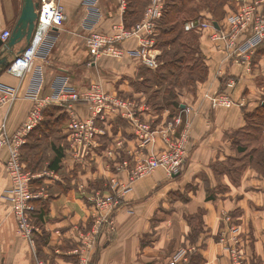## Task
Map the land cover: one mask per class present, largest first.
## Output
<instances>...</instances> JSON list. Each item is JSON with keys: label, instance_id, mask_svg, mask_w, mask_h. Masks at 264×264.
<instances>
[{"label": "crops", "instance_id": "obj_1", "mask_svg": "<svg viewBox=\"0 0 264 264\" xmlns=\"http://www.w3.org/2000/svg\"><path fill=\"white\" fill-rule=\"evenodd\" d=\"M60 1L67 17L64 27L56 30L58 38L51 55L36 58L33 69L22 77L11 75L6 68L0 72V96L16 95L12 105L0 106V126L5 121L8 134L18 132L27 121L35 103L28 94L40 72L39 97L46 105L43 120L24 132L21 147L24 164L28 171L40 176L36 186L43 191L35 201V228L30 238L18 230L17 218L6 197V190L12 187L6 169L9 150H0V264H166L182 248L190 251L187 264L197 253L202 256L201 264H264V177L252 167L236 184L225 175L221 183L228 191L216 192L208 199V187L200 176L207 174L212 180L211 188L217 186L211 166L233 155L230 134L246 125L245 112L259 104L258 97L264 93L258 81L260 73H264V45L244 61L229 45L231 35L213 37V29L202 34L206 79L198 81L194 91L182 92L178 99L180 108L186 110L190 132L191 155L185 170L171 177L160 167L139 179L115 212L114 229L104 227L95 237L92 231L96 214L89 185L111 176V166L118 161L107 159L109 148L122 142V151L127 154L128 150H136L140 140L129 118L108 109L95 120L99 134L94 144L73 146L66 119L54 113L63 110L69 116L68 102L60 103L61 97H57L60 88L69 84L84 92L98 84L110 94L134 98L141 118L152 120L156 127H164L171 112L156 111L135 90L131 81L143 79L142 72L148 69L139 59L127 53L122 57L94 55L87 46L86 36L92 27L109 31L115 24L131 21L125 19L126 12L120 9L119 1L100 0L98 8H91L84 0ZM17 4L16 0H0V35L3 29L13 32L21 13ZM219 24L229 25L227 19ZM251 33L249 25L236 39L241 42ZM141 43L140 37H131L123 46L130 50ZM25 46L24 41L17 44L9 61ZM222 93L229 94L234 104H221ZM73 108L83 119L95 116L90 103L76 102ZM50 120L53 123L48 125ZM46 135L50 141L40 154L43 148L39 142L42 137L48 139ZM155 141L149 145L150 153L163 147L159 136ZM52 144L62 147L65 153L57 168L50 167L55 154ZM192 182L197 187L187 188ZM179 193L186 194V200ZM231 250L238 254L232 255Z\"/></svg>", "mask_w": 264, "mask_h": 264}, {"label": "built area", "instance_id": "obj_2", "mask_svg": "<svg viewBox=\"0 0 264 264\" xmlns=\"http://www.w3.org/2000/svg\"><path fill=\"white\" fill-rule=\"evenodd\" d=\"M120 9L126 12L128 6L127 0H118ZM36 9L38 18L36 27L33 32L31 41L18 52L10 61L6 68L13 76L22 77L26 72L33 69L35 60L38 57L47 58L53 52L57 42V29L64 27L66 22V11L60 0H41L37 1ZM100 0H84V3L91 8H98ZM166 0H150L142 18L135 24L127 26L123 21L115 24L109 31L96 30L92 27V33L86 37L87 46L94 55L107 53L112 56H123L129 54L137 59L143 65L150 69H155L158 66L159 51L155 48V32L157 20L164 13ZM264 0H252L241 11L230 16L228 22L233 27H237L231 35L230 46H234L235 54L238 59L244 61L248 55L255 51L258 47L264 45ZM215 20L204 19L190 20L185 24L186 30L202 31L213 29L215 31L213 37L223 38L225 33L222 31V26L216 27ZM95 25V24H94ZM252 26V33L246 36L241 42H238L237 35L241 30H245L247 26ZM12 34L10 29H3L0 38L7 41ZM131 37H140L142 43L138 48L124 50L120 45ZM35 80V85L29 92L28 97L35 100V103L28 115L27 121L22 128L10 135L6 129L4 121L0 126V150L7 147L9 150V158L6 163V169L11 177L12 187L6 190V197L11 202L12 210L18 221L19 231L29 238L34 230L32 224V214L36 210L35 201L42 195L43 191L36 186V181L40 177L27 170L24 164L21 147L25 143L23 137L24 132L27 133L34 126L38 125L44 118L45 104L41 103L39 97L42 88V73ZM230 86L233 84L230 83ZM60 96V103L68 102V131L70 133L73 146H92L94 140L99 134L95 120L98 116L103 117L109 111L118 110L121 115L129 118L136 128V134L139 137L140 143L136 152L142 155L135 164L130 168L128 160L123 163H116L118 172H127L125 181H120L114 177L111 181V195L96 196L90 198L95 206V220L93 235L97 237L104 227L114 229V213L120 202V196H125L133 188L134 183L152 174L158 168L164 167L171 177L182 172L186 157H188V141H189V123L184 121L186 110H180L174 115L172 122L168 123L162 129H152L147 121H143L138 113V105L130 100H124L116 96L110 95L100 85L95 84L90 89L84 92L78 91L69 84L63 85L57 97ZM16 95L0 96V106L12 105ZM232 97L229 94L223 93L219 96V102L223 105L230 106ZM76 102L90 103L94 107L95 116L91 119H83L77 115L73 104ZM162 134L165 138L166 145L162 151L145 156V148L149 142L155 140V135ZM132 154V152H129ZM111 152L109 157H114ZM0 240H1V224H0ZM232 255H237L236 250H231ZM190 251L187 248H182L176 251L166 264H187L190 260ZM39 264H52L48 262H39Z\"/></svg>", "mask_w": 264, "mask_h": 264}, {"label": "rangeland", "instance_id": "obj_3", "mask_svg": "<svg viewBox=\"0 0 264 264\" xmlns=\"http://www.w3.org/2000/svg\"><path fill=\"white\" fill-rule=\"evenodd\" d=\"M10 2L12 1L13 3L15 2V0H9ZM17 1V5H18V12L21 11L22 8V4L24 2V0H16ZM37 1H41V0H36ZM146 4L145 9L147 7V5H149L150 0H143ZM252 0H186V4H185V9L182 15L183 18H186L185 21L183 22V20H181V17L179 16L176 22V26L178 27L177 30L172 31L170 33H165L161 31L162 28V21L164 19V13L163 16L157 20V25H156V29L155 32H157V34L155 35V48L159 51V56H158V66L155 69H150L152 71H158L156 72L157 74L153 73H148L147 71L142 72L144 77L143 79H136L131 81L132 83H134V87L136 91H140L142 93V95L144 96L145 100L147 99V102L152 106L153 103L157 105L160 104V109L158 110L159 112L162 110H170L171 114L170 117L168 118V121L166 122L165 125H163L164 127L168 125V123L172 122L174 119V115L175 113L178 114L180 110L182 109H175L172 110L168 107L165 108H161V105H167V101L168 99L170 100H174L177 102L179 99V95L182 92L185 91H194V86L198 81H203L206 79V76L204 79H201V72L202 70L205 71L206 69V63H205V55L203 54L202 50H201V45H200V37L202 36L203 33H205L206 31L210 30V29H206V30H202V31H191V30H186L185 28V24L187 21L190 20H199L201 19V21H203L204 19H209V20H215V21H223L228 19L230 16H235L237 15L242 8H244L247 4H249ZM127 2H130V0H127ZM168 3V0H166V4ZM144 9V11H145ZM165 11V10H164ZM205 13V14H203ZM207 14H209L210 16H205ZM185 16V17H184ZM205 16V17H204ZM18 18V17H17ZM130 26V21L128 23ZM229 25H225L222 26V31L227 34V35H232L237 27H233L232 25H230V23L228 22ZM166 26V25H165ZM95 29V28H93ZM182 30L183 33H192V35H196L197 36V42H193V45H190V41L187 40L184 36V34H180V31ZM212 30V29H211ZM92 33L91 32L88 34L90 35ZM212 35V34H211ZM214 35V34H213ZM87 37V36H86ZM125 42V41H124ZM124 42L120 45L124 50L125 47L123 46ZM198 52H195L197 51ZM126 51V50H125ZM197 53V54H196ZM125 55V54H124ZM123 55V56H124ZM117 57V56H115ZM122 57V56H119ZM172 62V64L170 63ZM171 64V65H170ZM205 67V69H204ZM146 69V68H145ZM207 71V69H206ZM157 75V76H156ZM259 84L264 86V73L261 74L258 78ZM172 82V83H171ZM230 86V85H229ZM223 94V93H222ZM112 96H116L118 98H122L124 100H130L133 101L134 103H137V100L134 98H130L121 94H117V95H113L110 94ZM221 95V94H220ZM262 96L258 97L257 102L259 103L258 106L260 105H264V93L261 94ZM167 98V99H164ZM176 98V99H175ZM233 100V99H232ZM173 102V101H172ZM138 104V103H137ZM220 104V103H219ZM232 104H234V100L232 101ZM231 104V105H232ZM230 105V106H231ZM229 107V106H227ZM253 111V110H252ZM249 111V112H252ZM54 113H56L55 115H64L66 116L67 113L65 111H61V110H57L54 111ZM162 114V113H160ZM186 114V113H185ZM184 114V121L186 120V115ZM141 117V116H140ZM143 121H147L145 118L142 117ZM152 129L156 130V129H162L164 127H156L152 124V120L151 121H147ZM161 125V124H160ZM53 129L54 127L56 128V126L53 124L52 125ZM261 128H262V134L260 135V137L258 138V141L253 140L254 138V133L255 131L253 130V128L251 126H246L244 128H241L239 131L240 133L236 134L235 140L241 143V146H244L246 148V152L245 153H238L235 149V145L232 144L234 150V153L232 156H229L228 158L224 159V161L220 162L224 165L222 166H241L242 172H241V179L242 180V175L243 172L248 169V167H252L254 168L260 175L259 176H263L264 177V172H260L258 169L255 168V164H254V159L257 157L255 151L257 150L260 154V152H264V121L261 122ZM49 136V135H48ZM46 135V137H48ZM157 136H159L161 138V141L163 143V147L158 151H162V149L165 148L166 145V141L165 138L163 137L162 134H157L155 135V140L157 138ZM42 139H44V137H42ZM40 139L39 144H41V148H43L42 150H44V146L49 144V137L46 140H42ZM153 140L152 142H149L146 145V150H145V156H149L153 153H150L148 148L149 145L152 143H155L156 141ZM189 140H190V134H189ZM42 141V142H41ZM96 141V139L94 140V142ZM37 141H35L36 143ZM120 145L116 148H109L106 151V156L107 159H110V153L113 152L115 159H117L118 163H123L125 160L129 161L130 164V168L134 167L135 164L137 163L138 159L140 157H142L141 154H139L138 152H136V150H128L127 154L124 153L122 151L123 146H122V142L119 143ZM188 145H189V141H188ZM129 152H132V154H130ZM252 152V155H254V157L251 159V157L249 156V153ZM257 152V153H258ZM188 157H186L185 160V164H184V168H186L188 161L190 159V155H191V150L190 147L188 146ZM112 158V157H111ZM230 158H232L233 160H231ZM115 163V161L113 162ZM117 163V165H118ZM116 164H113L111 167L112 170V174L109 178H100L99 180L103 181V182H99V184L91 186L89 185V188L92 190L91 191V195L92 196H96L97 193H100V196H105V195H111L112 190H111V181L114 177H117L120 181H125V175H127V172H118L117 168L115 166ZM264 167V164L263 166ZM164 168V167H163ZM185 170V169H184ZM181 173H183V171ZM264 171V170H262ZM156 172V171H155ZM155 172H153L152 174H154ZM180 173V174H181ZM122 174H124V177L121 176ZM150 174V175H152ZM147 175L146 177L150 176ZM168 175L170 176V174L168 173ZM177 176V175H175ZM201 179L203 180V182L205 183L206 187H208L210 194L216 193V192H226L228 191V187L226 185H224L223 183H221V177H224L225 175L222 176H216L217 178V186L215 188H211V181L209 176L207 174H201ZM138 181V180H137ZM136 181V182H137ZM135 182V183H136ZM134 183V184H135ZM195 182H192V184L188 185L187 188L191 189L196 188L197 186L194 185ZM134 186V185H133ZM184 200H186V194L183 193H179ZM170 196H174V195H170ZM125 196H120V202L118 204V207L116 208L115 212L117 211V209L120 207L122 199ZM115 214V213H114ZM115 221V220H114ZM196 224L199 225V221H196ZM19 230V228H18Z\"/></svg>", "mask_w": 264, "mask_h": 264}, {"label": "trees", "instance_id": "obj_4", "mask_svg": "<svg viewBox=\"0 0 264 264\" xmlns=\"http://www.w3.org/2000/svg\"><path fill=\"white\" fill-rule=\"evenodd\" d=\"M146 4L143 0H130V2H128V8L126 10L125 19L129 18L131 20L130 21L131 25L135 20H136L135 23H137L143 16ZM185 4H186V0H168V3L165 6L164 19L162 21L163 22L162 28H161L162 32L170 33L172 31L177 30L178 25L176 26L175 21L179 20L178 17L183 14L184 9L186 7ZM180 17H181V20H183V22H184L186 18H183V16H180ZM126 25L130 26L128 24V22ZM180 34H184L185 38L190 41V45H193V42H197V36L192 35V33H190V34L189 33H183L181 30ZM195 52H198V50ZM170 63L172 64V62H170ZM204 69H205V67H204ZM206 69H205V71L202 70L201 77H200L201 79L205 78V76L207 74ZM145 71H147L148 73H153V75L157 74L156 72H158V71H152L149 68L143 70L144 73H145ZM203 76H204V78H203ZM164 99H167V98H164ZM154 103L151 107L154 108L156 111H158L160 109V107H159L160 104L157 105V103L156 104H154ZM165 107H168L172 110L181 109L180 103L177 102V99H176V101L168 99L167 105H164V106L161 105V108H165ZM65 117L66 116H64V115L60 116L61 119H66V121H67L68 118L67 117L65 118ZM245 119H246V125L244 127H246L247 125L251 126L253 128V130L255 131L253 140L258 141V138L262 134L261 122L264 121V105L262 104L260 106H257L252 112H245ZM52 123H53V120L52 121L50 120L47 122L48 125L52 124ZM244 127H242V128H244ZM41 130H44V129H41ZM239 130L230 134V139L232 141V144L235 145V149L238 153H245L246 148L244 146H241V143L235 140L236 134L240 133ZM43 133H44V131H43ZM52 150L54 151L55 154L51 160L50 167L52 166L54 168H57L60 165L61 159L64 157L65 153H64L63 148L60 146H57L56 144H52ZM43 152H44V150L40 149V154H43ZM257 152L258 151L256 150L255 153H256L257 157L254 159L255 160L254 166L260 172H264V171H262V170H264V167H262L264 164V152L261 151L260 154H259V152L258 153ZM249 156L251 157V159L254 157V155H252V152L249 153ZM230 159L233 160L232 158H230ZM222 165H224V164L217 162L211 166L214 174L216 176L228 175L232 178V180L235 184L239 183L240 179H241L240 175H241L243 167L242 168H241V166H226L225 167ZM180 173L177 176H179ZM99 182H103V181L99 180L95 184L93 183L91 186H94L96 184L98 185ZM213 196L214 195L210 194V191L208 189V199H212ZM145 244L146 243L144 242L143 245H145ZM201 263H202V256L200 254L197 253V254L192 255L191 264H201Z\"/></svg>", "mask_w": 264, "mask_h": 264}, {"label": "water", "instance_id": "obj_5", "mask_svg": "<svg viewBox=\"0 0 264 264\" xmlns=\"http://www.w3.org/2000/svg\"><path fill=\"white\" fill-rule=\"evenodd\" d=\"M37 7L36 0H24L20 16L10 38L7 41L0 38V72L9 66V54H14L15 46L22 41L26 44L31 41L38 18ZM214 24L219 27L217 21Z\"/></svg>", "mask_w": 264, "mask_h": 264}]
</instances>
